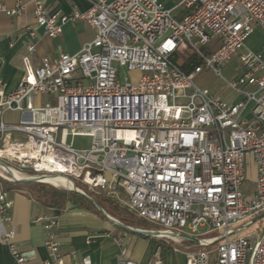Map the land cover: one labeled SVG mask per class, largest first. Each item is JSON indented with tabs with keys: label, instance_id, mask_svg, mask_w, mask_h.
Wrapping results in <instances>:
<instances>
[{
	"label": "built area",
	"instance_id": "1",
	"mask_svg": "<svg viewBox=\"0 0 264 264\" xmlns=\"http://www.w3.org/2000/svg\"><path fill=\"white\" fill-rule=\"evenodd\" d=\"M45 1L29 0L34 25L26 28L20 84L5 95L0 78L1 113L19 114L16 122L0 119V162L29 178L62 177L96 195L124 198L128 211L168 234L159 238L199 240L185 264H264V225L258 235L234 236L264 213V57L244 47L264 27V0H177L170 8L159 0H85L86 11L69 14L51 13ZM24 6L8 9L0 0V17L21 16ZM75 22L93 30L91 41L74 55L43 56L33 68L36 29L55 39ZM234 57L239 75L226 81L220 71ZM191 58L199 64L186 73L176 60ZM204 71L241 101L198 87ZM77 137L88 145L67 142ZM248 155L255 180L245 192ZM11 205L0 186L3 222ZM35 222L45 230L47 259L34 264H65V257L94 264L75 250L62 252L54 211ZM0 241L16 264H31L12 230ZM213 245L211 255L205 248ZM118 264H136L126 247Z\"/></svg>",
	"mask_w": 264,
	"mask_h": 264
},
{
	"label": "crops",
	"instance_id": "2",
	"mask_svg": "<svg viewBox=\"0 0 264 264\" xmlns=\"http://www.w3.org/2000/svg\"><path fill=\"white\" fill-rule=\"evenodd\" d=\"M18 1L25 5L21 16L0 17V78L6 84L5 95L13 92L24 76L22 59L28 55L25 45L26 28L34 25L29 0H1L8 9L14 8ZM45 6L51 13L69 14L73 11L84 12L89 4L85 0H46ZM36 32L39 37L37 50L29 55L33 68L38 66L43 56L54 57L61 52L76 54L80 47L93 37V30L82 22L64 25L61 35L55 39H48L40 28H37ZM70 37L76 40L75 44L68 43ZM247 89L253 90L251 87ZM233 95L230 92L228 97L221 98L236 103L231 98ZM238 97L241 101L242 97ZM35 101L42 104L45 100L41 98ZM18 118L19 114L16 112L1 113L0 110V119L5 122H16ZM0 186L4 190L3 186ZM4 192L12 205L5 213L9 221L3 222L0 217V235L5 230H12L16 246L26 254L31 264L46 260L47 252L43 245L45 230L41 223L35 222V219L55 210L42 205L29 192L14 189H7ZM59 210V242L62 252L66 254L70 250H75L78 259L87 256L94 264H118L121 246L128 249L129 258L136 264H150L155 257L160 258L162 264H185L186 254L199 249L194 243L184 239L169 241L128 233L110 223L102 215L81 207L73 199L66 198L60 204ZM64 263L72 264V261L65 257ZM0 264H16L8 248L1 241Z\"/></svg>",
	"mask_w": 264,
	"mask_h": 264
},
{
	"label": "rangeland",
	"instance_id": "3",
	"mask_svg": "<svg viewBox=\"0 0 264 264\" xmlns=\"http://www.w3.org/2000/svg\"><path fill=\"white\" fill-rule=\"evenodd\" d=\"M162 4H164V6L166 8H170L172 5H175L177 3V0H159ZM86 31V30H85ZM84 31V33H85ZM87 34V31L86 33ZM75 39L73 37H70V40H68V43L73 45L75 44ZM244 47L246 49H249L251 51L254 52H261L263 57H264V28L259 27V28H255L252 33L250 34V36L248 37V39L245 40L244 42ZM240 52H243V50H241ZM239 66L238 63V58L234 57L230 62H228L226 65L223 66V68L221 69L220 73H221V77L226 80V81H232L235 80L238 75H239V71L237 70ZM137 77V74H132L129 75V77ZM123 82V80H121ZM196 85L200 88H209L210 92L212 95L217 96V97H228L230 92L225 84V82L223 80H219L217 79V77H214L212 74H210L209 72L204 71L200 76L197 77V79L195 80ZM232 100L234 102H239L240 98L236 95H233V97H231ZM68 143H72L74 145V147L76 148H80V147H85L88 145V140L84 139V138H68L67 139ZM11 169H14L16 172H18L20 175H22L23 177L28 178L26 175V173H22L19 172L18 169L16 167H11ZM0 176H2L3 178L0 177V179L4 182H6V184H4L3 186L6 187H10L11 185H13L15 182L8 177L7 174L1 173L0 172ZM244 185H243V190L246 192H250L252 191L253 187H254V183L253 181L255 180V167H254V163L252 161V157L250 155H248L246 157V161H245V165H244ZM77 186H79L78 188L80 190H82L85 194H87L88 196H90L91 198H96V194L92 193L90 190H88L85 187H82V185H80L79 182L76 183ZM50 188H53L57 191H61V192H67V193H71V191H67L58 187H54L52 185L49 184H45ZM82 187V188H80ZM70 196V195H69ZM122 201L120 202L123 206H124V202L125 199L122 198ZM125 207V206H124ZM141 229V228H138ZM144 230H154V228H149V229H144ZM205 228H200L199 231L203 232L205 231ZM262 229L259 228V226L257 224H254L253 226L247 228L244 231H241L240 233H237L236 236L242 235V236H247V235H252V234H260ZM212 236L211 234H209L206 237H210ZM205 237V238H206ZM207 251L210 252L211 255H214V249H215V245L210 246V247H206L205 248Z\"/></svg>",
	"mask_w": 264,
	"mask_h": 264
},
{
	"label": "trees",
	"instance_id": "4",
	"mask_svg": "<svg viewBox=\"0 0 264 264\" xmlns=\"http://www.w3.org/2000/svg\"><path fill=\"white\" fill-rule=\"evenodd\" d=\"M176 63L186 73L190 72L194 66L199 64V62L194 58H191L190 61H186V62L184 60H176ZM4 184H6V182L0 179V185L3 186ZM3 188L4 190L14 189L19 191L29 192L30 194H33V196H35V199L38 202H40L42 205L48 208H53L55 210L54 212L57 215H59L60 212L59 210L60 204H62V202H64L66 198L73 199L77 201V203L81 207L89 209L101 215L93 204L88 202L79 194L73 192L67 193V192L57 191L42 183H14L10 187L5 188L3 186ZM93 200L100 208L104 210V212L107 215L117 220L118 222L124 224L125 226H129L132 228H141V229H149L150 227L157 229L154 225L144 220H141L132 212L128 211L118 200L112 197H107L104 195H96V198H94ZM254 224H257L259 228L262 229L264 225V218L257 220Z\"/></svg>",
	"mask_w": 264,
	"mask_h": 264
},
{
	"label": "water",
	"instance_id": "5",
	"mask_svg": "<svg viewBox=\"0 0 264 264\" xmlns=\"http://www.w3.org/2000/svg\"><path fill=\"white\" fill-rule=\"evenodd\" d=\"M0 167H6L9 168L8 166H6L5 164L0 162ZM22 171H28V167L26 166H22L21 167ZM14 181V180H13ZM15 183H41V178L40 177H32L30 179L27 180H23V181H14ZM75 186V185H74ZM75 189L76 186H75ZM73 193L79 194L81 197H83L84 199H86L88 202H90L91 204L94 205V207L98 210V212L105 217L110 223H112L113 225H115L116 227L128 232V233H132L135 235H139V236H143V237H151V238H159L160 235H157L158 232L154 231V230H144V229H138V228H132L129 226H125L124 224L118 222L117 220L113 219L112 217H110L109 215H107L104 210L102 208H100L95 201L93 200V198H91L90 196H88L87 194H85L84 192H81L79 190H70ZM264 217V213L258 217H256L255 219H253L251 222H249L248 224L244 225L242 228L246 229L248 227H250L254 222H256L257 220L261 219ZM235 233H237V230L235 231ZM178 238L180 239H184L187 240L191 243H194L196 245L199 244V240L193 237H189V236H185V235H177ZM223 237L220 239L222 240Z\"/></svg>",
	"mask_w": 264,
	"mask_h": 264
},
{
	"label": "bare ground",
	"instance_id": "6",
	"mask_svg": "<svg viewBox=\"0 0 264 264\" xmlns=\"http://www.w3.org/2000/svg\"><path fill=\"white\" fill-rule=\"evenodd\" d=\"M0 172L7 174L8 177H10L12 180H16V181H23V180H27L30 179L29 177H23L22 175H20L18 172H16L14 169L11 168H6V167H0ZM1 178H3L2 176H0ZM41 181H43L44 183H47L49 185H52L54 187H58L67 191L70 190H79V188L75 189V186L73 183L69 182L67 179L62 178V177H53V176H46L41 178ZM80 191V190H79ZM157 235H168L166 233H161L158 232Z\"/></svg>",
	"mask_w": 264,
	"mask_h": 264
}]
</instances>
